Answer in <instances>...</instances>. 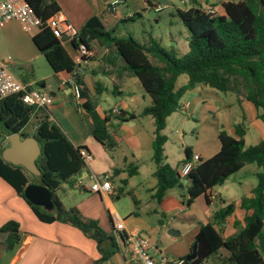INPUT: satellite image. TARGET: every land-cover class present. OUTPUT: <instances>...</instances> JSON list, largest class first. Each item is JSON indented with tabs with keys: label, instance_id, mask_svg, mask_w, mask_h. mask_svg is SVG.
Returning <instances> with one entry per match:
<instances>
[{
	"label": "trees",
	"instance_id": "trees-1",
	"mask_svg": "<svg viewBox=\"0 0 264 264\" xmlns=\"http://www.w3.org/2000/svg\"><path fill=\"white\" fill-rule=\"evenodd\" d=\"M43 24L33 35V41L54 72L67 71L73 74L77 65L62 46L46 20L59 11L55 0H25ZM186 9H177V15L189 31L188 49L181 55L173 47H164L152 35L140 42L133 35H117L107 30L99 16L89 17L83 26L72 35V44L91 52L95 41L100 46L112 47L123 60L127 73L136 77L151 104L141 111L151 116L155 129L152 140V161L157 180L152 197L160 203L166 192L174 187L184 188L188 194L187 206L198 197L209 205L208 193L222 185L233 173L247 164L254 163L260 170L256 173L257 183L249 195L240 198L239 207L245 211L243 225L235 221L236 232L223 237L216 224L231 216L236 203L227 202L217 196V208L212 219L200 224L194 241L197 244L196 258L185 264H202L216 256L223 264H264V138L254 145H245L246 128L243 123L235 125L232 136L225 130L218 131L219 150L207 159H199L187 173L184 180L178 165L172 167L165 162L162 133L167 117L180 108L183 95L197 84H203L221 92H233L250 102L257 111V117L264 121V0H225L217 3L219 13H207L198 0H191ZM136 15H141L136 13ZM136 19V18H135ZM180 75H186V84L176 87ZM81 85V104H78L93 125L92 136L105 149L112 151L117 142L107 125L109 114L101 116L90 97L85 93L78 73L74 74ZM43 82H39L42 85ZM120 122L135 117L134 113L121 111L115 115ZM35 118V132L28 134L23 128ZM14 133L21 137L34 136L41 153L36 159L39 176L31 175L24 167L14 165L1 157L0 178L3 179L31 208L35 217L46 223L60 221L73 225L96 242L100 261L121 252L112 235L106 234L96 220L84 218L75 207L65 208L55 191L64 183L73 186L77 177L87 171L81 151L89 153L82 146H74L59 126L49 119L47 109H34L25 105L17 94L0 98V138ZM182 164L190 159V150L185 147ZM90 154V153H89ZM180 165V164H179ZM136 173L133 165L128 174ZM33 177V178H32ZM30 183L45 185L52 193L54 210L46 211L29 202L24 188ZM0 234H6L7 249L20 239L19 224L10 220L0 227ZM108 242V246H103ZM191 252V249L189 253ZM188 253V254H189ZM187 254V255H188ZM187 255L183 256L186 260Z\"/></svg>",
	"mask_w": 264,
	"mask_h": 264
},
{
	"label": "crops",
	"instance_id": "crops-1",
	"mask_svg": "<svg viewBox=\"0 0 264 264\" xmlns=\"http://www.w3.org/2000/svg\"><path fill=\"white\" fill-rule=\"evenodd\" d=\"M55 1L59 6V11L54 17L62 23L61 36L58 37V40L72 59L77 55V49L71 41L72 35L80 30L89 17L94 15L99 16L104 27L107 30H114L117 35H132L126 29V26L131 21L133 22L135 18L142 16L138 8L140 1L147 3L150 8L159 6L152 0H132L131 3L129 2L130 0H119L120 3L112 9L108 8V4L113 0ZM198 1L200 2V0ZM221 1L225 0H220L219 3ZM188 8L189 6H185L179 9L186 10ZM142 10H145V8L142 7ZM136 13H140L141 15H136ZM38 31L35 30L32 33L24 31L17 20H11L4 24L0 29V62L4 63L8 70H18L19 76H15V78L29 88L46 91L53 97V104L47 109L49 119L61 128L74 146L86 148L92 156L91 161L87 165L88 172L85 171L87 172L85 177L81 180L77 177L78 182H74L73 186H70L68 183L62 185L61 188L69 187L72 193L76 194L74 205H66L63 198L58 196L63 206L65 208L75 207L84 218L96 220L97 223L102 217L105 219L106 216L111 223V228H113V219L116 216L123 221V232L137 231L147 235L150 230L161 229L162 218H157L158 225H150L139 214L140 200L133 193L132 189L126 187L130 183V180H127L128 177L133 179L137 175L144 174L150 178V190L152 191L150 196L152 200H155L152 197L157 182L153 174L155 166L152 161V140L155 124L151 116L140 114L145 107L151 104L150 97L139 80L127 73L123 60L112 47L100 46L95 41L91 44L92 50L89 56L85 57L76 68L81 78L83 89H85V93L94 102L98 113L101 116L110 115L107 125L117 142V146L112 151H108L92 136L93 125L89 116L78 105V101L75 100L72 92L65 84L72 74L67 71L54 72L46 60H42L44 56L33 41V35ZM188 37L186 38L188 39ZM169 39L176 43V40L172 36ZM187 81L188 78L186 76L181 85H176V87L178 88L186 84ZM39 82H43L42 85ZM207 87L203 84H197L193 89L189 90L190 92L187 91L186 97L194 95V91H198V93L192 101L181 102L179 109L192 113L196 110L199 103L208 100L211 103V107L213 106V116H217L220 107L223 105L234 111L232 109L234 106L238 108L245 103L249 111L248 123L252 128L251 135L254 137L257 135L258 137L260 134H263L256 143L264 138V121L257 117V111L250 102L243 99L242 95L230 97L227 101H224L213 88L207 89ZM109 93L120 95L122 99L112 103L113 105L111 104L106 109L99 102L104 103L108 99ZM113 106H118L125 113H134L135 117L120 122L110 112ZM137 120L142 124H137ZM32 122L36 125L34 117L29 121V123ZM236 124H232L231 129L226 132L232 136H236ZM25 127L22 130L23 132H25ZM245 128L244 141L245 145L249 146L247 143L249 129L248 127ZM215 134L217 136L218 131ZM184 136L185 134L181 135V137ZM148 145L151 147L150 151L147 150ZM185 147L189 148L191 157L195 154L199 156V159H207L218 152L220 145L217 138V141L210 146L205 145L202 147L196 146L195 143L193 145L186 143ZM144 156L150 164L141 162ZM179 164L178 166L180 167L182 161ZM251 164L245 165L230 175L222 185L226 181L235 178L236 182L241 185L246 182V177L250 174V176L254 177L253 180L249 181L250 192L257 183L256 173L260 170V168H248ZM130 165L136 168V173L133 175L128 174ZM92 175H95L99 179L106 177L110 181L113 193L97 194L90 191L89 183L85 184L84 178L87 177L92 183ZM125 193L131 197L136 211L129 212L122 218L115 206L114 199ZM166 196L165 194L160 204L164 203ZM208 196L211 199L209 205L205 204L203 197L200 198H202L205 208L209 212L214 213L216 210L217 196H221L227 202L233 201L236 203L233 214L219 224H216L223 237L226 238L234 234L237 230L235 221H239L241 226L244 224L243 217L245 211L239 207V201L242 196L238 199L230 200L218 192L216 187L208 193ZM151 211L154 214L157 213L155 207ZM10 220L16 221L19 224L20 239L10 249H7V246L5 249L0 248V264H96V260L100 258L95 240L83 234L73 225L60 221L51 223L39 221L29 205L0 178V227ZM210 220L211 218L209 217L202 220V223ZM148 239L152 245L157 246L152 237L148 236ZM103 246H108V242H104ZM179 257H183V255L177 258ZM126 259L125 252H118L107 260L100 261L98 264H126Z\"/></svg>",
	"mask_w": 264,
	"mask_h": 264
},
{
	"label": "rangeland",
	"instance_id": "rangeland-1",
	"mask_svg": "<svg viewBox=\"0 0 264 264\" xmlns=\"http://www.w3.org/2000/svg\"><path fill=\"white\" fill-rule=\"evenodd\" d=\"M131 1L132 0L129 2L131 3ZM152 1L156 2L161 9L157 11L154 9L156 6L154 8H150L147 3L140 1L138 8L142 16L134 19L133 22L131 21V23L126 26V29L140 42H143L148 38V36L153 35L156 39L160 40L164 47L169 50L174 47L181 55L188 49V39L186 37L190 34L187 27L181 22L176 12L178 8H184L185 6L190 7L192 5L191 0L187 3H183L181 0ZM219 1L220 0H200V3L203 9H208L207 7H209L217 8L219 11V6L216 5ZM142 7H144L145 10H142ZM170 36L176 40V43L169 39ZM42 60H45L44 57H42ZM9 70L14 76H19L18 70ZM185 78L186 75H180L176 85H181V82L184 81ZM208 88L210 87H207V89ZM194 92V95H188V97H186L187 92L181 98L180 103L183 101H192L193 98L197 96L198 91ZM215 92H217L218 96L224 101H227L230 97L238 96V94L233 92H221L218 90H215ZM121 99L122 96L109 93L108 99L104 103L99 102V104L107 109L112 103ZM243 104L244 105L238 108L234 106L232 108L234 111H231V109L223 105L220 107L217 116H213V106L211 107V103L208 100L203 103H199L196 110L192 113L181 111L179 108L171 113L167 117L165 126L162 130V133L167 138L164 145L165 162L172 167H176L184 158V147L186 143L189 145H193L195 143L196 146L202 147L205 145L210 146L217 141V136L215 134L216 131H229L232 124L234 125L235 123H243L245 127H248L247 143L249 145L256 144L263 134H260L258 137L257 135L255 137L251 135L252 128L248 123V107L245 103ZM136 123L139 125L142 124L138 120ZM25 132L28 134H33L35 132L34 122L27 124ZM182 134H185V136L181 137ZM191 148L193 149V147ZM147 150H151L149 145ZM141 162H144L145 164L149 163L145 156L141 159ZM248 168L251 169L259 167L252 163ZM246 179V182L241 185L236 182V178L231 179L226 181L224 185L216 186V190L230 200H235L241 196L249 195V181L253 180L254 177L248 174ZM127 180H130V183L127 184L126 187L128 189H132L133 193H135L140 200V216L150 225H158L159 222H157V218H162L161 229L150 230L147 235L142 234L147 238L148 236L153 238L162 255H166L171 258L187 255L191 249L200 223L202 224V220L208 219L209 217L212 219L213 216V212L206 210L202 198L199 197L195 199L190 206H187L185 202L188 197L186 190L174 187L166 192V200L164 203L160 204L156 200L151 199V181L148 176L140 174L133 179L128 177ZM84 181L85 184L89 183V186H91L92 183L87 177L84 178ZM118 184L120 185L119 182ZM55 194L63 198L66 205L75 204L76 194L72 193V190L69 189V187H65L64 189L59 188L55 191ZM114 202L122 218L129 212L136 211V207L134 206L131 197L126 193L120 195L118 198H115ZM153 207L157 210L156 214L151 211ZM114 222L115 219H113V223ZM98 225L106 234L114 237L113 232H111V223L106 216L105 219L102 217L101 220H99ZM170 229L174 230L178 234L171 235L168 232ZM5 239L6 234H0V245L6 244ZM126 256L127 258L129 257L127 253ZM202 264L223 263L216 256H212Z\"/></svg>",
	"mask_w": 264,
	"mask_h": 264
},
{
	"label": "built area",
	"instance_id": "built-area-1",
	"mask_svg": "<svg viewBox=\"0 0 264 264\" xmlns=\"http://www.w3.org/2000/svg\"><path fill=\"white\" fill-rule=\"evenodd\" d=\"M183 3L189 0H181ZM120 3L119 0H113L108 4V8L112 9L115 5ZM160 6H156L155 10H160ZM211 15L218 13L217 8H208L205 10ZM11 20L20 22L24 31L32 33L35 30H40L43 22L41 18L35 15L33 10L25 0H0V29ZM46 25L54 32L57 37L61 36L62 23L54 16L46 20ZM90 52L79 45L77 48V55L73 61L77 66L81 61L89 56ZM78 73L77 68L73 74L66 80L65 84L72 92L76 101H81V85L76 81L74 74ZM17 94L19 99L27 106L34 109L45 108L48 109L53 104V97L46 91L40 89H31L27 85L20 82L15 76L5 67L4 63L0 62V98ZM183 109V106H182ZM111 114L119 115L121 109L118 106H113L110 109ZM8 144L7 136L0 138V149ZM84 163L88 165L91 161V154L81 151ZM199 160L198 155L192 157L181 164L179 174L184 180L187 173L195 166ZM92 184L90 191L97 194L113 193V188L110 181L105 178H97L95 175L91 176ZM115 222L113 224L112 232L114 234L115 242L118 244L120 251L125 252L129 257L125 260L126 264H185V259L182 257L171 258L162 255L159 248L152 245L147 237L137 231L123 232V221L114 216Z\"/></svg>",
	"mask_w": 264,
	"mask_h": 264
},
{
	"label": "water",
	"instance_id": "water-1",
	"mask_svg": "<svg viewBox=\"0 0 264 264\" xmlns=\"http://www.w3.org/2000/svg\"><path fill=\"white\" fill-rule=\"evenodd\" d=\"M8 145L1 151V157L14 164L24 167L31 175L39 176L40 170L36 165V159L41 153V149L37 139L34 136H27L22 138L20 133H14L7 136ZM87 175V172L78 176L81 180ZM187 180H184L186 183ZM25 198L36 206L44 208L46 211L51 212L54 210L52 201V193L45 186L36 183H30L24 188ZM171 235L178 233L170 229L168 231ZM0 248L5 249L6 244L0 245ZM197 256V244L194 242L191 246V252L187 255L186 261H190Z\"/></svg>",
	"mask_w": 264,
	"mask_h": 264
}]
</instances>
